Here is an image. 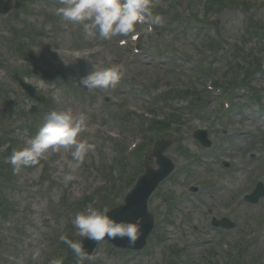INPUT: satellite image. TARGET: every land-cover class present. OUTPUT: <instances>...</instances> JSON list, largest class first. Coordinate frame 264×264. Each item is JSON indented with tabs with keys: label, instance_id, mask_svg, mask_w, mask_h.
<instances>
[{
	"label": "rangeland",
	"instance_id": "obj_1",
	"mask_svg": "<svg viewBox=\"0 0 264 264\" xmlns=\"http://www.w3.org/2000/svg\"><path fill=\"white\" fill-rule=\"evenodd\" d=\"M229 1L207 10V0H153L161 23L151 32L145 23L134 38L105 40L63 22L55 14L58 0H11V11L0 14V165L7 167L0 169V264H49L56 238L70 226L73 239L84 238L73 225L76 214L100 209L101 202V210L124 204L136 171L157 167L151 149L158 139L171 143L164 155L175 168L148 198L154 228L145 247L132 251L100 241L83 264H166L172 253L185 256L177 264H230L238 244L252 264H264V196L243 199L258 181L264 184V74L255 73L251 87L241 80L253 55L264 70V40L260 47L258 37L245 38L252 31L244 23L250 16L264 30V0ZM187 6L197 26L179 20L189 14ZM208 32L221 47L210 43ZM214 50L217 55L209 53ZM113 65L122 72L116 87L78 84ZM186 89L190 96L180 93ZM66 109L87 116L79 139L93 150L85 162L77 166L71 150H49L39 164L14 172L13 151L30 144L48 113ZM152 118L169 127L152 134L143 125ZM196 128L207 130L209 148L193 137ZM141 142L144 148L132 152ZM65 174L74 179L65 184ZM86 197L96 206L80 205ZM213 217L234 225L214 228ZM36 248L41 252L33 261ZM67 248L60 249L62 261L77 264Z\"/></svg>",
	"mask_w": 264,
	"mask_h": 264
},
{
	"label": "clouds",
	"instance_id": "obj_2",
	"mask_svg": "<svg viewBox=\"0 0 264 264\" xmlns=\"http://www.w3.org/2000/svg\"><path fill=\"white\" fill-rule=\"evenodd\" d=\"M55 14L66 24L83 25L91 35L98 32L105 40L113 37H135L139 35L138 25L147 23L148 32L153 25L161 23V17L154 14L153 0H58ZM121 43H124L122 40ZM122 78L118 65L92 71L79 79L78 84L89 89L114 88ZM87 127V116L84 113L74 114L71 109L51 111L45 117V122L39 128L36 136L28 146L14 150L9 158L13 171L18 172L21 167L37 165L46 158L49 150L53 152L61 149L71 150L73 160L77 166L83 164L93 146L79 139ZM72 174H65L64 182L72 181ZM74 227L86 239L100 242L108 239L127 238L129 244L134 245L138 237V228L131 223H120L108 215V209H94L89 206L84 213H77ZM67 244L77 257V264H83L90 259L82 244L70 240L66 235L59 237ZM41 249L33 252V261H38ZM50 264H63L61 259H52Z\"/></svg>",
	"mask_w": 264,
	"mask_h": 264
},
{
	"label": "water",
	"instance_id": "obj_3",
	"mask_svg": "<svg viewBox=\"0 0 264 264\" xmlns=\"http://www.w3.org/2000/svg\"><path fill=\"white\" fill-rule=\"evenodd\" d=\"M10 9V2L0 0V14H6ZM194 137L204 146H209L206 133L198 131ZM171 145L170 142L158 141L153 149L152 155L156 158L157 169L147 168L145 173L137 180L134 188L126 195L123 205L108 212V215L120 223H131L138 228V237L134 245L129 244L127 238L108 239L114 246L123 249L141 250L145 244L148 235L153 229V218L147 212V200L160 182H162L173 170L174 165L164 156V151ZM264 195L263 185L258 184L255 191L245 197L251 203H255ZM139 220V222H137ZM222 225L226 228L233 226L229 221L214 222L215 226ZM103 241V240H102ZM99 242L85 239L82 242L83 249L90 255Z\"/></svg>",
	"mask_w": 264,
	"mask_h": 264
},
{
	"label": "trees",
	"instance_id": "obj_4",
	"mask_svg": "<svg viewBox=\"0 0 264 264\" xmlns=\"http://www.w3.org/2000/svg\"><path fill=\"white\" fill-rule=\"evenodd\" d=\"M215 4H218V5L222 6V0H207V2L205 3V7L207 8V10L213 9V6ZM251 22L252 21H250V20L248 21L249 26H250V30L252 31L250 35L251 36H256L260 40H264V30H262L263 26L261 25L260 27H258V25L257 26L255 25L256 23L252 24ZM210 43H212L213 46L217 45L216 41H214V40H210ZM20 50L23 51L22 48ZM258 71H260V67L259 66L257 68H256V66H253V68H250V67L245 68L244 69V75L241 78L242 83H249L250 84L252 75H255V73H258ZM4 167H6V165H0L1 171L4 169ZM0 177H2L1 174H0Z\"/></svg>",
	"mask_w": 264,
	"mask_h": 264
}]
</instances>
